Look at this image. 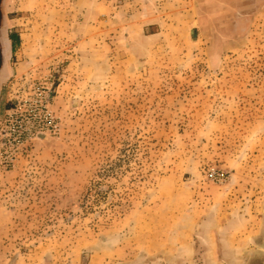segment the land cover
<instances>
[{
  "label": "rangeland",
  "instance_id": "374dc122",
  "mask_svg": "<svg viewBox=\"0 0 264 264\" xmlns=\"http://www.w3.org/2000/svg\"><path fill=\"white\" fill-rule=\"evenodd\" d=\"M10 40L0 264H264V0H0Z\"/></svg>",
  "mask_w": 264,
  "mask_h": 264
},
{
  "label": "crops",
  "instance_id": "0c3cea01",
  "mask_svg": "<svg viewBox=\"0 0 264 264\" xmlns=\"http://www.w3.org/2000/svg\"><path fill=\"white\" fill-rule=\"evenodd\" d=\"M10 44H11V52L8 51L7 58H5L4 53L2 54V52H0V60H2V65L7 62L5 60H10V57L12 56L13 49L16 47L14 40H10ZM3 68H4V65L1 66V68H0V78H1V73L3 72Z\"/></svg>",
  "mask_w": 264,
  "mask_h": 264
}]
</instances>
